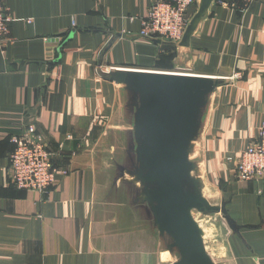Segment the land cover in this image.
I'll use <instances>...</instances> for the list:
<instances>
[{
    "label": "crops",
    "instance_id": "1",
    "mask_svg": "<svg viewBox=\"0 0 264 264\" xmlns=\"http://www.w3.org/2000/svg\"><path fill=\"white\" fill-rule=\"evenodd\" d=\"M155 1L6 0L13 21L0 49V264L182 261L151 171L160 91L118 82V73L205 80L188 105L180 178L188 194L226 209L214 212L222 248L208 253L205 213L189 215L212 264H264V178L236 179L238 158L264 122V0L248 8L215 0L186 46L141 39ZM30 124L59 169L47 194L17 189L9 177L11 137Z\"/></svg>",
    "mask_w": 264,
    "mask_h": 264
},
{
    "label": "water",
    "instance_id": "2",
    "mask_svg": "<svg viewBox=\"0 0 264 264\" xmlns=\"http://www.w3.org/2000/svg\"><path fill=\"white\" fill-rule=\"evenodd\" d=\"M214 1L201 0L199 12L184 35L183 46L187 45ZM116 78L118 82L134 87H153L160 91L161 103L156 110V117L161 138L152 151L151 169L161 180V189L156 198L160 218L181 249L182 261L177 264H212L203 244L202 232L189 214L193 209L205 214L221 211L227 215V211L209 204L199 192L188 194L180 178V170L187 167L184 162L188 149L185 143L191 139L192 133L188 126V105L203 93L205 80L187 76H158L150 79L146 75L131 73H118Z\"/></svg>",
    "mask_w": 264,
    "mask_h": 264
},
{
    "label": "built area",
    "instance_id": "3",
    "mask_svg": "<svg viewBox=\"0 0 264 264\" xmlns=\"http://www.w3.org/2000/svg\"><path fill=\"white\" fill-rule=\"evenodd\" d=\"M200 0H156L141 19V39H164L178 44L184 38L190 17L189 10ZM228 8H236L242 3L248 8L254 0H216ZM13 19L0 0V49L10 42V24ZM22 133L11 137L14 150L10 155V179L17 189L49 193L56 184L59 169L56 167L49 146L37 134L34 124L24 125ZM264 178V122L259 127L258 136L250 141L238 158L236 179L251 182Z\"/></svg>",
    "mask_w": 264,
    "mask_h": 264
},
{
    "label": "rangeland",
    "instance_id": "4",
    "mask_svg": "<svg viewBox=\"0 0 264 264\" xmlns=\"http://www.w3.org/2000/svg\"><path fill=\"white\" fill-rule=\"evenodd\" d=\"M211 205H217V200L215 198L209 199ZM193 211H195L193 209ZM199 216V221L203 224V226L206 229V247L208 253L215 252L216 249L222 248V239L224 238V233L222 231V228L220 227V219H218L220 216L215 213H208L203 214ZM205 246V245H204ZM205 247V248H206Z\"/></svg>",
    "mask_w": 264,
    "mask_h": 264
}]
</instances>
